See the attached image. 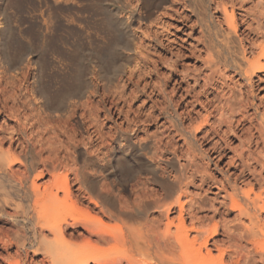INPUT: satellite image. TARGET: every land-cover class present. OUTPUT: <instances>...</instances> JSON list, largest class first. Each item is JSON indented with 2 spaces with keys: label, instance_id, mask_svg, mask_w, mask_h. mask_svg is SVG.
<instances>
[{
  "label": "rangeland",
  "instance_id": "1",
  "mask_svg": "<svg viewBox=\"0 0 264 264\" xmlns=\"http://www.w3.org/2000/svg\"><path fill=\"white\" fill-rule=\"evenodd\" d=\"M55 1L0 0V53L10 74L0 79V131L17 129L14 111L24 101L19 86L35 87L37 97H47L42 87L59 93L45 108L48 116L33 109L26 111L27 120L20 118L28 129L20 135L30 140L23 156L12 146L18 160L11 169L27 165L26 186L35 181L42 190L55 180L67 183L75 213L89 207L84 189L92 197L103 181L125 183L122 201L178 196L188 239L198 236L200 243L203 231L218 225L212 238L217 245L211 239L206 244L214 257L218 248L236 249L241 229L234 225H249L237 218L238 205L246 207L242 196L254 200L248 210L259 214L257 225L264 229V0ZM138 12L145 18L137 19ZM239 56L261 67L250 79L234 65ZM69 112L72 121L65 123ZM154 168L165 180L153 177ZM40 171L45 174L36 178ZM11 184L0 180L13 197ZM57 196L63 198L64 190ZM178 213L175 205L168 215L172 231ZM100 215L108 226L121 225ZM142 217L153 235L154 220L162 221L159 230L166 222L152 202ZM13 251L0 242V264H8V256L14 262Z\"/></svg>",
  "mask_w": 264,
  "mask_h": 264
},
{
  "label": "bare ground",
  "instance_id": "2",
  "mask_svg": "<svg viewBox=\"0 0 264 264\" xmlns=\"http://www.w3.org/2000/svg\"><path fill=\"white\" fill-rule=\"evenodd\" d=\"M68 1L70 0H56L55 3L60 2L65 5ZM67 7H71V5ZM4 9H6V7ZM144 18L145 16L143 14L137 13V19ZM120 21L122 20L120 19ZM1 23L0 35L2 32ZM64 23V26H66L68 20L64 19ZM37 24L38 29L42 30V24ZM123 24H125L126 28L130 26V22L124 21ZM232 33L233 31L231 29L226 31V40L228 39V42L233 38ZM53 50L57 52L55 49ZM0 55V79L3 82L7 78H10V74L6 73L9 69L8 66L3 63V56L1 53ZM236 59V63L233 64L236 65L239 70L243 71L245 78L250 79L249 76L254 73V69L261 68L253 62L246 60L244 56H239ZM244 64H246V66H244ZM20 74H22V72ZM21 88L22 87L19 86L18 91L23 96L24 101L20 104V107L14 111L13 116L14 127L17 129L3 128L0 131V133H2L0 135V180H10L12 183L11 187L13 188V192H11L13 197L8 195L10 191L3 190L1 189L2 187L0 188V224H2L0 226V242L5 251L15 248V252H13L16 259L14 262H10L8 259L10 257L13 258V256L7 255L8 257L6 256L7 258H4L7 259L5 262H8V264H264V248L260 249L258 246L261 241L260 235H264V229H260L257 225L262 219L259 218L260 216L257 212H250L248 210L247 206L249 204L255 205L254 200L251 199L249 195L241 197L246 207L238 205L237 209V218L239 220L243 218L248 219L249 225L245 226L242 223L234 225L235 229H241V232L238 231V236L235 238L237 245L236 249L232 250L234 247L229 249L228 246L221 249L218 248V255L214 257L211 254L212 252L206 248V244L210 242V239L212 240L213 236L219 234L218 225L212 226L208 231L204 230L202 234L203 239L200 243L197 242L198 236L193 237V239L190 238L191 240L188 239L187 232L189 229L185 226L182 219L183 206L179 202L178 196L173 201H168L169 195L166 193H162L161 196L156 195L157 198H150L151 200H149L148 197L145 198L144 196L135 195L137 197H134L130 202L125 200L122 201L119 192L125 189V183L114 184V181L109 183L103 181L99 187L95 189V194L93 193L92 197H90V193L88 192L90 188L87 187V189H84L85 191L83 193L87 196L89 207L85 206L86 209L83 212L78 211V213H75L73 210L75 203L70 200L71 193L68 191L67 183L65 184L55 180L51 182L50 185L44 186L42 190H40L35 181H33L30 186H26V180L28 179L27 165L20 162L19 164L23 167L22 171H18L17 169V171H14L11 169L14 161L18 160V155H24L25 149L28 147V140H30L29 137H27L28 140L26 139V132L25 137L20 135L23 131L28 130L26 129L27 125L25 126V121L22 122L20 118L27 120V115L29 114H27L26 111L33 109L38 115L48 116L45 108L48 107L50 100L55 98L59 93L56 91L57 94H51V91L47 90V87H42V89H45L44 91L47 97H37V95L33 96L34 93L38 92L35 87H32L33 89H28L25 86L26 89H23V91ZM44 91L40 90V92ZM71 117L72 114L69 112L65 123L71 122ZM42 121H40L41 124ZM43 123L45 122L43 121ZM33 126L35 125L32 123L31 127ZM8 130L12 131L7 133ZM13 132L18 134H15L17 137L13 136ZM6 141L9 143H7L9 146L7 149L3 150L1 147ZM32 143H34V141ZM14 144H16L15 148H19L18 155H14V152L11 153V148ZM43 171L38 172L36 178L41 177L44 173ZM155 172H157V169H152V174L155 179L165 180L161 178V175L157 177ZM174 178L175 180H180V172ZM135 186H137L136 183L133 185L130 184V191H133ZM24 188L26 191H24ZM59 188L64 190V196L61 199L57 196ZM80 194L81 193H79V195ZM28 195L31 199H23ZM150 202L159 209V214L166 220L161 230L158 228L161 226L160 224H162V221L158 218L154 220L157 221V230L154 231L156 235L155 233L154 235L152 234L146 218L143 219L144 221H141L143 218L142 216L146 214L148 210ZM237 204L238 203H236V205ZM175 205L179 207V215L177 218L179 222L177 225H174V230L172 231L171 225L174 221L172 222V220H169L168 215L174 209ZM97 214H101L106 218L117 219L121 225L114 227L113 225L108 226L97 217ZM193 215L194 214H192V216ZM189 216L192 221L191 212ZM68 218L70 221H68ZM80 227L82 228V232L77 233L78 230L76 232V229ZM69 229H71V232L67 233ZM201 233L202 232H197L198 235ZM213 240L212 245H217L215 243L216 241ZM159 241H162L163 245L159 244L158 246ZM172 241L174 244H172ZM243 243L244 245L250 244L254 250L245 249L248 247H245ZM104 246L107 247L104 248ZM174 248H176L177 251H175ZM204 248L206 252L202 253V249ZM39 256L40 260L33 263L34 259ZM29 259H31L30 262ZM224 259L229 260L228 263H226Z\"/></svg>",
  "mask_w": 264,
  "mask_h": 264
}]
</instances>
